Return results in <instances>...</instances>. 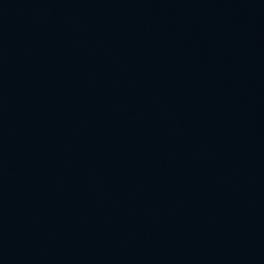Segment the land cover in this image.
<instances>
[{
    "label": "water",
    "instance_id": "water-1",
    "mask_svg": "<svg viewBox=\"0 0 264 264\" xmlns=\"http://www.w3.org/2000/svg\"><path fill=\"white\" fill-rule=\"evenodd\" d=\"M0 264H264V0H0Z\"/></svg>",
    "mask_w": 264,
    "mask_h": 264
}]
</instances>
